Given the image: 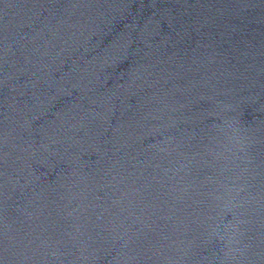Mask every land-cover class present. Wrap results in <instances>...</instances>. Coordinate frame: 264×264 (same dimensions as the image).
I'll return each instance as SVG.
<instances>
[{"label":"water","instance_id":"95a60500","mask_svg":"<svg viewBox=\"0 0 264 264\" xmlns=\"http://www.w3.org/2000/svg\"><path fill=\"white\" fill-rule=\"evenodd\" d=\"M0 264H264V0H0Z\"/></svg>","mask_w":264,"mask_h":264}]
</instances>
